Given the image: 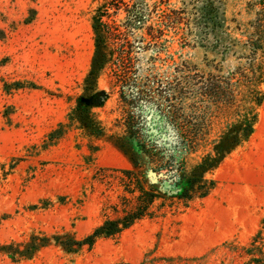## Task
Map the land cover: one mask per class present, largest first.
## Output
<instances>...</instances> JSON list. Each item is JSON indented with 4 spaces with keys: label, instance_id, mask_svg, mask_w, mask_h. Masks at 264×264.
Here are the masks:
<instances>
[{
    "label": "rangeland",
    "instance_id": "obj_1",
    "mask_svg": "<svg viewBox=\"0 0 264 264\" xmlns=\"http://www.w3.org/2000/svg\"><path fill=\"white\" fill-rule=\"evenodd\" d=\"M117 1L0 0V264H264V100L253 135L208 175L216 188L188 207L172 197L177 184L157 180L155 163L118 122L123 105L110 70L97 80L108 96L90 109L103 135L92 136L68 117L81 96L92 94L86 78L95 50L93 17L102 4ZM124 1L142 20L127 27L124 8L116 13L111 6L103 19L124 33L113 45L127 37L142 89L156 82L154 100L169 116L173 66L191 61L204 68V51L185 45L187 31L168 18L188 0ZM235 2L229 0V16L244 6ZM167 120L160 140L176 138ZM223 126L214 122L207 138ZM60 127L63 133L55 134ZM199 158L200 152L187 156V169ZM134 161L165 196L163 213L92 248L58 243V236L83 239L118 216L121 170L137 169ZM43 237L50 240L40 246Z\"/></svg>",
    "mask_w": 264,
    "mask_h": 264
},
{
    "label": "trees",
    "instance_id": "obj_2",
    "mask_svg": "<svg viewBox=\"0 0 264 264\" xmlns=\"http://www.w3.org/2000/svg\"><path fill=\"white\" fill-rule=\"evenodd\" d=\"M235 1V5L244 6L231 16L227 10L229 0H188L184 8L168 14L174 28L187 31L184 36L189 40L185 45L202 49L205 58L201 69L191 61L173 66L167 118L152 94L156 82L149 83L145 91L142 89L145 85L138 81L127 37L123 44L114 47L115 40L124 33L114 21L103 19L110 15L111 6L116 13L124 8L127 27L141 21L142 14L132 10L124 0L102 4L93 17L95 50L86 78L92 94L81 96L68 116L71 121L78 119L92 136L103 135L104 128L90 115V109L101 106L108 96L107 91L98 90L97 80L110 70L123 105L122 120L118 122H123L124 131L135 141L137 150L155 163L151 170L157 180H165L168 186L177 184L178 191L172 197L185 207L207 197L216 188V180L208 175L253 135L264 100V0ZM109 43L113 46L109 47ZM160 87L157 90L162 94ZM187 100H191L188 105ZM186 109L190 112L185 113ZM164 119H169L167 126L172 128L175 139L156 138L162 134ZM214 122H222L224 126L216 138L209 140L207 135ZM61 127L55 134L63 133ZM198 152L199 160L187 169V156ZM134 164L135 170H121L126 177L122 179L124 194L119 204L113 206L118 216L107 217L83 239L60 240L62 236H58V243L71 250L92 248L101 238H116L139 221L163 213L168 205L165 196L147 184L138 161ZM160 173L163 176L159 177ZM49 240L41 238L40 246Z\"/></svg>",
    "mask_w": 264,
    "mask_h": 264
},
{
    "label": "water",
    "instance_id": "obj_3",
    "mask_svg": "<svg viewBox=\"0 0 264 264\" xmlns=\"http://www.w3.org/2000/svg\"><path fill=\"white\" fill-rule=\"evenodd\" d=\"M161 176H163V174H162V173H160V174H159V177H161Z\"/></svg>",
    "mask_w": 264,
    "mask_h": 264
}]
</instances>
